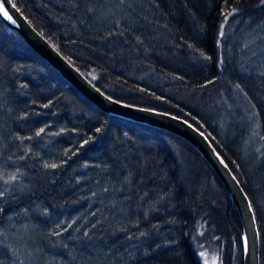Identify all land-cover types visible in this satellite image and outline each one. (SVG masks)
<instances>
[{
	"label": "trees",
	"instance_id": "1",
	"mask_svg": "<svg viewBox=\"0 0 264 264\" xmlns=\"http://www.w3.org/2000/svg\"><path fill=\"white\" fill-rule=\"evenodd\" d=\"M11 1L105 95L205 134L250 201L264 264V150L243 155L233 95L264 136V75L234 39L264 29V3ZM241 237L188 142L102 113L0 19V264H203L207 251L243 264Z\"/></svg>",
	"mask_w": 264,
	"mask_h": 264
},
{
	"label": "water",
	"instance_id": "2",
	"mask_svg": "<svg viewBox=\"0 0 264 264\" xmlns=\"http://www.w3.org/2000/svg\"><path fill=\"white\" fill-rule=\"evenodd\" d=\"M12 1L5 2L12 20L0 14L1 21L15 32L42 60L99 111L109 116L146 125L179 136L204 159L227 192L237 210L242 227V263L260 264V242L250 201L239 182L209 139L193 125L175 116L115 101L96 88L59 54L25 19ZM14 21V22H13Z\"/></svg>",
	"mask_w": 264,
	"mask_h": 264
},
{
	"label": "rangeland",
	"instance_id": "3",
	"mask_svg": "<svg viewBox=\"0 0 264 264\" xmlns=\"http://www.w3.org/2000/svg\"><path fill=\"white\" fill-rule=\"evenodd\" d=\"M234 39L239 41V50L242 55L247 56L246 61L250 67L264 75V29L262 27L254 28L251 31L241 29ZM233 95L234 100L240 105L243 121L248 127V134L242 141L243 155L263 151L264 136L259 133L253 108L243 96L237 93H233ZM202 262L203 264H218L215 253L210 251L202 254Z\"/></svg>",
	"mask_w": 264,
	"mask_h": 264
},
{
	"label": "snow or ice",
	"instance_id": "4",
	"mask_svg": "<svg viewBox=\"0 0 264 264\" xmlns=\"http://www.w3.org/2000/svg\"><path fill=\"white\" fill-rule=\"evenodd\" d=\"M5 2H11V0H0V14H2L5 18H7L8 20H12V16L9 14V10L8 8L5 7ZM261 3H264V0H261ZM12 7H15V4H12ZM231 13H229L230 15ZM14 22V21H13ZM45 130L42 128L40 129V132L37 133V135H40L41 133H43ZM52 167H56V165H52ZM12 179H15V177H13Z\"/></svg>",
	"mask_w": 264,
	"mask_h": 264
},
{
	"label": "bare ground",
	"instance_id": "5",
	"mask_svg": "<svg viewBox=\"0 0 264 264\" xmlns=\"http://www.w3.org/2000/svg\"><path fill=\"white\" fill-rule=\"evenodd\" d=\"M13 3V2H12Z\"/></svg>",
	"mask_w": 264,
	"mask_h": 264
}]
</instances>
